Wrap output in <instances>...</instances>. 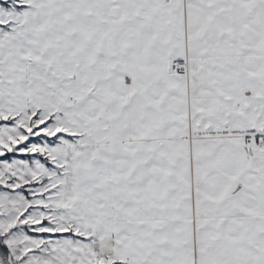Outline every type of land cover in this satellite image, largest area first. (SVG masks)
Listing matches in <instances>:
<instances>
[{
	"label": "snow or ice",
	"instance_id": "snow-or-ice-1",
	"mask_svg": "<svg viewBox=\"0 0 264 264\" xmlns=\"http://www.w3.org/2000/svg\"><path fill=\"white\" fill-rule=\"evenodd\" d=\"M0 264H264V0H0Z\"/></svg>",
	"mask_w": 264,
	"mask_h": 264
}]
</instances>
